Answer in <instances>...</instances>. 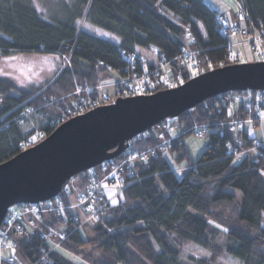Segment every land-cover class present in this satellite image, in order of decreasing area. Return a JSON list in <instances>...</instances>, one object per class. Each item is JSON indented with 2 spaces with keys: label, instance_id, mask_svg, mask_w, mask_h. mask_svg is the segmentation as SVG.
I'll return each mask as SVG.
<instances>
[{
  "label": "trees",
  "instance_id": "16d2710c",
  "mask_svg": "<svg viewBox=\"0 0 264 264\" xmlns=\"http://www.w3.org/2000/svg\"><path fill=\"white\" fill-rule=\"evenodd\" d=\"M236 1L245 13L242 25L249 33L264 32V0ZM32 2L0 0V54H57L60 66L54 78L38 85L22 87L0 77V163L24 149L19 143L36 133L42 139L78 114L80 106L86 111L106 104L109 98L100 88L103 81L111 80L114 97L120 96L121 81L131 80L140 68L128 65L121 49L146 50L153 44L168 59L172 83L164 84L160 70L150 66L149 93L194 76L184 57L186 50L194 53L198 69L201 63L208 65L203 71L238 62L228 59L230 38L219 32L214 19L221 12L204 0H55L58 3L48 19L41 17ZM79 19L119 41L116 44L79 29ZM256 109L264 110V93L225 92L178 114L176 119L183 125L178 134L165 120L132 137L127 150L107 161L110 166L132 150L154 148L155 153L134 162L133 175L127 169L112 171L110 181L118 177L123 183L116 194L117 204L109 200L98 217L83 226L72 219L74 210L65 209L62 215L49 212L39 229L11 236L16 241L15 258L1 264H79L47 241V224L65 232L59 247L90 264H219L217 259L224 253L239 264H264V136L257 139L246 131V125L259 124L260 118L246 119ZM27 124L33 128L26 130ZM165 126L174 138L160 149L157 136ZM194 130L207 138L195 160L182 140ZM163 137L168 139L169 134ZM239 153L244 155L237 160ZM76 176L84 187L86 174ZM221 235L223 241L218 242ZM189 242L207 250L209 257L183 256L181 250Z\"/></svg>",
  "mask_w": 264,
  "mask_h": 264
},
{
  "label": "water",
  "instance_id": "95a60500",
  "mask_svg": "<svg viewBox=\"0 0 264 264\" xmlns=\"http://www.w3.org/2000/svg\"><path fill=\"white\" fill-rule=\"evenodd\" d=\"M230 91L264 93V60L215 67L149 94L117 96L63 120L0 163V226L9 206L61 194L72 177L121 155L132 137Z\"/></svg>",
  "mask_w": 264,
  "mask_h": 264
},
{
  "label": "built area",
  "instance_id": "2783aa9c",
  "mask_svg": "<svg viewBox=\"0 0 264 264\" xmlns=\"http://www.w3.org/2000/svg\"><path fill=\"white\" fill-rule=\"evenodd\" d=\"M240 17H244L243 20ZM236 21L231 22L227 15L223 13H216L215 18L219 25V32L226 38H230L231 36L242 35V36H250L247 38L252 42L254 48V54H256L261 60H264V48H258L257 43H259L262 39L263 30L259 29L254 31L253 33H249L248 29L242 25L244 20L246 19L244 11L239 8V11L236 10ZM186 35L190 37V31L186 32ZM121 51L122 58L128 63V65L133 66L135 68V64L139 65L140 68L134 70L133 76L131 80L121 81V96H132L136 94H147V86L150 85V77L147 75L149 70L152 71L150 66H153L155 69L159 68L162 65L168 64V59L161 55L159 52V48L153 44L148 45L146 50H134V51H125L123 49ZM185 60L188 62V67L190 70L195 71L197 67V60L194 57V53L190 50L184 51ZM148 53L157 57L156 64L149 62ZM232 52H230V55ZM182 63V62H181ZM158 65V66H157ZM154 69V70H155ZM168 81V77L165 75L164 80ZM79 89L77 90V92ZM257 101L261 102L262 98L257 97ZM247 108L251 107L250 103L246 104ZM79 112L84 110L83 107H79ZM30 109H27L23 114L29 113ZM263 109H256L251 112V116H249L247 121H253V118H260V113L263 112ZM167 132L169 134V138L166 139L164 133ZM202 134V131H198V135ZM161 141L158 145L160 149H164L166 144L173 139L174 137L171 135V128L165 126L164 131L159 132L158 136ZM38 140V133L34 134L28 140L19 143L23 148H26L27 145L30 146L34 142ZM155 149L149 148L147 150L141 152H134L133 150L125 155L121 162L113 164L112 166L109 163L105 162L96 167L88 169L86 172V180L84 190L77 194L74 198V203L66 204L61 196H56L50 200H46L39 203L34 204H21L16 205V207L10 206L5 217H3L2 225L0 226V252L5 250L6 242H11L12 245L16 248V241L11 237V230L14 232H22L25 229L33 228L37 219L42 220V213L46 211L47 213L55 211L60 215L64 214L65 209L76 208L83 214H86L91 219L93 217H98L102 208L107 204L108 200L105 199V194L102 192L101 181L102 174L103 176L109 177L110 174L115 171L127 169L130 175L134 174L133 164L137 160H143L148 155H154ZM111 167V168H109ZM108 168V169H107ZM108 170V171H107ZM25 217V219H24ZM72 219L78 222V226L84 223V220L78 216V214H73ZM47 236L53 239L58 244L59 241H62L66 238V234L63 231L62 227L55 226L52 224H47L46 226ZM8 242V243H9ZM7 260H13L15 258V253L12 254L11 249L10 253L7 255ZM3 260V259H2ZM0 258V264L2 262Z\"/></svg>",
  "mask_w": 264,
  "mask_h": 264
},
{
  "label": "rangeland",
  "instance_id": "374dc122",
  "mask_svg": "<svg viewBox=\"0 0 264 264\" xmlns=\"http://www.w3.org/2000/svg\"><path fill=\"white\" fill-rule=\"evenodd\" d=\"M208 1L213 8L226 10L229 15L230 14L233 15L236 13V7L233 6L234 4L238 5V7L240 8V4L238 2H230L229 0H208ZM57 3L58 2H55V0H35V4H38L41 9H44V11H39V13L41 17L45 19L49 18L47 16L50 15L52 6L57 5ZM32 4L35 7L34 2H32ZM76 26H78L79 29L88 31L90 33H94L93 31L95 27L90 24H87L84 19H79L77 21ZM250 36L251 35L246 36V37L250 38ZM239 37H240V41L239 42L235 41L234 38H239ZM246 37L242 35L230 37L231 48L229 50H231L232 54L228 57L229 60L238 61V62H251V61L259 60L258 59L259 57L256 54H254V48H253L252 42L249 41ZM109 38L114 39V37L112 36ZM257 47L263 49L264 45L260 41L259 43H257ZM145 54L148 55L149 62L153 64L158 63L157 57H154L153 55H150L148 53H145ZM59 58L60 56H58L57 54H44V53H37V52H16V53L9 54V55L0 54V77H6L12 80L18 86H22V87H27V86L34 85V84L38 85V84L44 83L45 81L49 79L54 78V75L56 71L58 70L57 68H59L60 66ZM206 68H208V65L201 63V65L199 66V69L198 67H196L194 75L203 72V70H205ZM157 69H159L161 72L160 79L162 80V82L167 85L171 84L172 83V78H171L172 71L170 70V66L168 64H165V65L160 66ZM112 75L114 78H119V76L115 72H112ZM165 75L168 77L169 79L168 81H166V79L164 80ZM111 82H112L111 80H108V81L105 80L103 81L100 87L101 92L105 94V96H108L107 98H109L107 103L112 102L116 98L114 97L116 89L115 87H113L114 85ZM181 82L182 81L180 79L176 80L177 85L180 84ZM173 86H176V85H172L171 87ZM235 105L236 103L231 105L230 108L234 107ZM82 112H85V110H83ZM32 120L33 122L35 121L34 116L32 117ZM167 124L170 126H173L174 134H178L181 131H183V125L176 118L167 119ZM32 126H33L32 124H27L26 130L33 128ZM246 131L249 133L250 136H255L257 137V139L262 138L264 136V116L260 117L258 125L256 126L246 125ZM38 140H40L39 135H38ZM182 140L186 148L189 151L191 159L195 160L197 159L198 155H200L202 150L205 148L207 138H206V135L204 134L202 136L197 135L196 131L194 130L193 132L186 133L182 137ZM167 157H168L169 162L172 165H175L174 160L168 154H167ZM183 171L184 170L182 169L178 170L177 174L181 175ZM103 179L104 181L103 183L101 182L100 185H102L103 187L102 192H104V194L107 195V200L108 201L110 200L111 203H112V200L118 201V197L116 194L119 193L123 187V183L122 181H120L121 179L117 177L112 183V185H109L108 183L110 181V178L103 176ZM78 186H80L79 177L78 176L76 177L74 176V178L72 177L71 182L65 187L64 191L61 193L62 197L65 196L66 199L67 197H69L71 198L70 199L71 201L69 203H74V199H75L74 197L83 191V188L80 190ZM230 190L238 194L237 190L232 189V188ZM12 207H16V205H13ZM78 213H79L78 216L81 218V220H84V223H82L83 225L86 222L91 221V218L87 216L86 214H83L82 212H78ZM48 215L50 214L44 211L41 215L42 220H45V218H49ZM42 220L37 219V223L33 227V229L36 230L42 227V224H44ZM82 224L80 226H83ZM262 226H264V220H263ZM29 230L31 231L32 228H30ZM10 233H11V236H14V237L21 236L22 234L21 232H14L12 230ZM222 238L223 237L221 235L217 241L222 242L223 241ZM47 241L53 244L54 245L53 247H56L55 241L48 236H47ZM8 242H6L5 245L9 246ZM56 248L59 252H61L64 255V257H67L74 262H77L79 264H90L87 261L85 262L83 257L77 254L74 255V253L66 250L63 247H56ZM61 249H63L64 251H61ZM181 251L183 252V256L193 255L195 257L208 258L210 255V253L207 250H204L203 248L195 244H191L190 242L188 244H185L183 246V250ZM1 252L5 256H7L10 253V248L6 247V249ZM65 253H70V255H66ZM217 262L219 264H239L237 259L225 253L222 254L217 259ZM22 264H27V263L24 262Z\"/></svg>",
  "mask_w": 264,
  "mask_h": 264
},
{
  "label": "crops",
  "instance_id": "0c3cea01",
  "mask_svg": "<svg viewBox=\"0 0 264 264\" xmlns=\"http://www.w3.org/2000/svg\"><path fill=\"white\" fill-rule=\"evenodd\" d=\"M204 1H206V2L209 3L208 0H204ZM229 1H230V2H237L236 0H229ZM209 4H210V3H209ZM217 10H219V11L222 12V13H225L230 19H235V18H233V17H234V14H233V15H232V14L229 15L228 12H227L226 10H221V9H217ZM95 29H97V30H95ZM101 31H102V32H101ZM93 32H94L95 35H98L99 37H102V38H105V39H109V40L115 42L116 44H117V42L119 41V39H118L117 36H115V35H113V34L107 32V31H105V30H102V29H100V28H98V27H95ZM96 32H97V33H96ZM111 36L114 37V39H110L109 37H111ZM234 39H235V41H237V42L240 41V37H239V38H234ZM261 42H262L263 45H264V36H263ZM115 179H116V178H114L113 181H109V182H108L109 185H112V183L114 182ZM78 188L81 190V189L84 188V187H83V185H80V186H78ZM102 188H103V187H102ZM79 189H78V190H79ZM64 198H65V200L68 201V202L71 201V200H70L71 198H69V197H67V199H66V197L64 196Z\"/></svg>",
  "mask_w": 264,
  "mask_h": 264
},
{
  "label": "snow or ice",
  "instance_id": "6c2138e0",
  "mask_svg": "<svg viewBox=\"0 0 264 264\" xmlns=\"http://www.w3.org/2000/svg\"><path fill=\"white\" fill-rule=\"evenodd\" d=\"M33 2H34V4H35V0H33ZM233 6L236 7V10H237V11H239V7H238V5H235V4H234ZM35 7H36L37 11H44V9H41L40 6H39L38 4H35ZM240 19L243 20L244 17H240ZM260 115H261V116H264V112H261ZM229 147H230V145H229ZM243 155H244L243 153H239V154L237 155V160H238L241 156H243ZM233 163H236V160H233ZM261 175H264V170L261 171ZM238 195H239V193H238ZM117 203H118L117 200H112V204H117ZM92 219L95 220L96 217H93ZM212 223H214V222H212ZM216 226L222 228V225H216ZM223 231H228V229H227V228H223ZM56 247H59V245H57ZM9 248L11 249L12 254H14V253L16 252V248L12 245L11 242H9ZM61 251H64V250L61 249ZM65 254H66V255H70V253H65ZM0 258H2L3 260H7L8 257L5 256L2 252H0Z\"/></svg>",
  "mask_w": 264,
  "mask_h": 264
}]
</instances>
